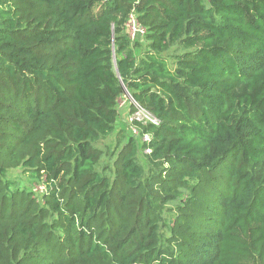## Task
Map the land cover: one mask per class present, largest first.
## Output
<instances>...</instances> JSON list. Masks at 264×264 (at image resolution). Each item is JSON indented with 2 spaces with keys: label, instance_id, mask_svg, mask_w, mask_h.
I'll return each instance as SVG.
<instances>
[{
  "label": "trees",
  "instance_id": "trees-1",
  "mask_svg": "<svg viewBox=\"0 0 264 264\" xmlns=\"http://www.w3.org/2000/svg\"><path fill=\"white\" fill-rule=\"evenodd\" d=\"M0 264H264V0H0Z\"/></svg>",
  "mask_w": 264,
  "mask_h": 264
},
{
  "label": "rangeland",
  "instance_id": "rangeland-1",
  "mask_svg": "<svg viewBox=\"0 0 264 264\" xmlns=\"http://www.w3.org/2000/svg\"><path fill=\"white\" fill-rule=\"evenodd\" d=\"M136 39L140 40V37L138 36ZM129 105L130 103L128 99H126V96H124L119 101L118 103L119 116L115 124V130L109 137L105 138L102 142H106L110 144L111 146H113V144L116 141L121 143V142H124L127 136L136 135L132 129L133 128V124L131 123L132 122L131 121L132 112L130 111ZM140 117L146 120V122L150 121L151 119L148 114H146V117H145V114H143L142 112L140 114ZM139 162L142 166H145V156L143 154L139 155ZM14 175L15 177H18L20 175L22 179L24 178V175L21 173L20 170H18Z\"/></svg>",
  "mask_w": 264,
  "mask_h": 264
},
{
  "label": "built area",
  "instance_id": "built-area-1",
  "mask_svg": "<svg viewBox=\"0 0 264 264\" xmlns=\"http://www.w3.org/2000/svg\"><path fill=\"white\" fill-rule=\"evenodd\" d=\"M128 26V33L129 35L133 38L135 36L141 35L142 32L144 31L143 28H141L138 24H136L133 20H130L129 23L127 24ZM128 101L133 104L134 106V111L131 113V121H133V119L136 120H140L143 123L146 122V120H144L143 118L140 117L141 112L143 114H148L150 116V121L153 123H156V120L147 112L145 111L140 105H138L129 95L127 96ZM133 132L136 134V129L133 127ZM141 140L144 142H148L150 140V135L149 134H143L141 137ZM145 153H149L150 152V148L146 147L144 149Z\"/></svg>",
  "mask_w": 264,
  "mask_h": 264
},
{
  "label": "water",
  "instance_id": "water-1",
  "mask_svg": "<svg viewBox=\"0 0 264 264\" xmlns=\"http://www.w3.org/2000/svg\"><path fill=\"white\" fill-rule=\"evenodd\" d=\"M131 97V96H130Z\"/></svg>",
  "mask_w": 264,
  "mask_h": 264
}]
</instances>
